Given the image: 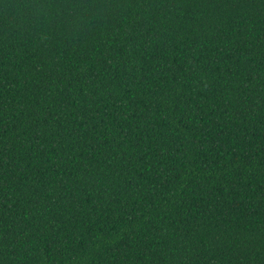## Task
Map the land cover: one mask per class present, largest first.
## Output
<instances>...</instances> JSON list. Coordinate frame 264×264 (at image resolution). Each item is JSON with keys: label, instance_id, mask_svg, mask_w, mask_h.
Returning <instances> with one entry per match:
<instances>
[{"label": "trees", "instance_id": "trees-1", "mask_svg": "<svg viewBox=\"0 0 264 264\" xmlns=\"http://www.w3.org/2000/svg\"><path fill=\"white\" fill-rule=\"evenodd\" d=\"M0 264H264V0H0Z\"/></svg>", "mask_w": 264, "mask_h": 264}]
</instances>
